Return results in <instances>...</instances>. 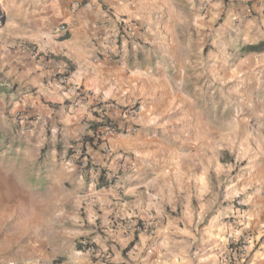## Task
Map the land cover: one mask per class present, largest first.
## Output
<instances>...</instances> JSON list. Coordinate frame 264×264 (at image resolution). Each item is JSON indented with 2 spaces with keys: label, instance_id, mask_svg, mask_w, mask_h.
<instances>
[{
  "label": "crops",
  "instance_id": "1",
  "mask_svg": "<svg viewBox=\"0 0 264 264\" xmlns=\"http://www.w3.org/2000/svg\"><path fill=\"white\" fill-rule=\"evenodd\" d=\"M11 1L10 46L39 55L34 98L26 90L25 103L11 101L33 116L20 122L32 127L28 147H40L34 180L48 182L39 219L73 244L57 261L264 264L252 243L246 263L226 258L231 225L218 211L236 184L224 152L242 134L264 153V51L240 53L264 40V0ZM110 101L139 108L107 139L112 153L97 144L78 159L93 106ZM120 155L134 168H121ZM100 169L116 183L100 186ZM151 218L154 231L140 229Z\"/></svg>",
  "mask_w": 264,
  "mask_h": 264
},
{
  "label": "rangeland",
  "instance_id": "2",
  "mask_svg": "<svg viewBox=\"0 0 264 264\" xmlns=\"http://www.w3.org/2000/svg\"><path fill=\"white\" fill-rule=\"evenodd\" d=\"M17 12L11 0H0V89L5 90L0 92V131L8 140V143L3 142L4 138L0 140V264H72L57 261L60 256H70L73 249L70 239L57 225H53L49 234V225L39 219L42 216L39 202L48 199L42 196L40 186L46 187L48 182L34 180L40 147H28L26 139H30L32 127L20 122L24 116L32 118V112L11 102L25 103L21 95L26 90L30 91L29 100L37 92L31 82L35 69L29 67L34 66L31 60L38 61L39 55L14 51L9 43L19 21ZM15 89L12 95L8 91ZM250 126H255L253 119ZM250 138L248 142L240 134L234 152L222 155L224 159H232L225 172L234 175L236 184L232 189L234 195L218 203L219 220L229 218L228 226L231 225L226 250L231 240L239 241L249 234L253 238L252 253L259 254L257 260H264V153L262 148L258 149V139ZM224 188L222 184L223 191ZM236 208L238 211H234ZM52 256L57 259H51Z\"/></svg>",
  "mask_w": 264,
  "mask_h": 264
},
{
  "label": "trees",
  "instance_id": "3",
  "mask_svg": "<svg viewBox=\"0 0 264 264\" xmlns=\"http://www.w3.org/2000/svg\"><path fill=\"white\" fill-rule=\"evenodd\" d=\"M264 51V40L260 41L259 43L257 44H247V45H243L241 48H240V53L242 56L244 55H247L249 53H258V52H262ZM65 76L68 75V73H65L64 74ZM8 91H11V90H8ZM0 92H5L4 89H0ZM116 102L114 101H110V102H105V103H102V102H99L98 104L94 105V113L96 115V117L100 116L101 115V112L105 113V116L103 117L102 121H98V120H95V121H91L88 125V129L92 132L91 135H83L82 138H81V142H82V145L80 146L81 148V152L78 156V159H82L83 157H86L88 156L87 155V146H95L97 144H104L105 146V143H106V139L103 138V133L105 132V130L107 129H111V130H114L115 132L119 133V132H122V131H126V128H127V121L125 120L124 121V127L123 128H120L119 127V123L120 121L118 119H116L114 117V108H113V105L115 104ZM139 107V104H135L133 105L132 107H128V106H120V108L122 109V112L124 114H127L129 116V114H131L132 112H134L135 110H137ZM103 113V114H104ZM3 140L4 143H8V140H7V137L0 131V140ZM75 151H73V146L70 148V155L73 154ZM45 153V148L42 149V155ZM89 164L86 165V167H89L90 166V161H88ZM101 170V169H100ZM99 170V171H100ZM105 170H101V176H100V186H107V180H106V177H105ZM88 244H92L91 242H88ZM81 246L79 245L78 246V249H80Z\"/></svg>",
  "mask_w": 264,
  "mask_h": 264
},
{
  "label": "built area",
  "instance_id": "4",
  "mask_svg": "<svg viewBox=\"0 0 264 264\" xmlns=\"http://www.w3.org/2000/svg\"><path fill=\"white\" fill-rule=\"evenodd\" d=\"M207 7H208V2L207 1H203L202 5H201L202 11H205L207 9ZM59 29L61 31L66 30V25L65 24H61L59 26ZM23 48L25 50L26 49L29 50V47L23 46ZM111 59H113L112 56H111ZM113 108H114V117L116 119L120 120V121H124L127 118H129V116L133 115V112L131 114H129V116L127 114H124L122 112V109L120 108V105L117 104V103H115L113 105ZM103 113L101 112V115L97 117V120L100 121V122L102 121L103 117L105 116V113L104 114ZM132 131L136 132V131H138V128L137 127H133L132 128ZM114 133H115L114 130L107 129L103 133V138H105V139L107 138L108 139ZM104 148H105V151L106 152L112 153V149L110 148V146L107 143H105ZM80 150H81L80 148H78V150H77L79 152V154L81 152ZM118 158L120 159L119 166L121 168H125L126 170L127 169L130 170V169H133L134 168L133 164H130V163L128 164L125 161V156L120 155ZM81 165L82 166H86L87 163L82 162ZM97 172H99V170H97ZM106 180H107V185H113V184L116 183L115 178H112V177H107ZM123 192L124 191L121 190V193H123ZM154 226L155 225H154V219L153 218H151L149 220V222H145V223H142V224L139 225L140 229H142V230L144 229V230H147V231H150V232L151 231H154ZM128 228L130 230H133V227L132 226H128ZM252 239L253 238L249 234H247V236L244 239H242V240H239V241H233V240H231L229 242V244H228V250H227L229 256L226 257V258L228 260H230V261H234L235 259L239 260V258H241V262L244 261L243 263H246L247 258L250 255L249 254V246L253 242ZM82 245H83V250L85 252H88L90 254L96 253V248H95V246L93 244H88L87 242H82Z\"/></svg>",
  "mask_w": 264,
  "mask_h": 264
},
{
  "label": "clouds",
  "instance_id": "5",
  "mask_svg": "<svg viewBox=\"0 0 264 264\" xmlns=\"http://www.w3.org/2000/svg\"><path fill=\"white\" fill-rule=\"evenodd\" d=\"M138 104V103H137ZM121 106V105H120ZM139 108V107H138ZM96 120H97V117H96ZM127 120V119H126ZM120 121V120H119ZM125 121V120H124ZM124 121H120V123H124ZM138 128V127H137ZM115 132V131H114ZM115 133H117V132H115ZM120 133V132H119ZM106 141H107V139H106Z\"/></svg>",
  "mask_w": 264,
  "mask_h": 264
}]
</instances>
